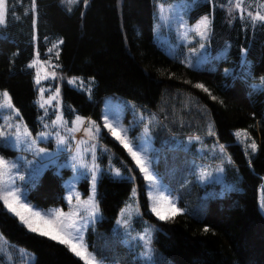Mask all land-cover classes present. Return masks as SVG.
<instances>
[{
    "label": "trees",
    "instance_id": "16d2710c",
    "mask_svg": "<svg viewBox=\"0 0 264 264\" xmlns=\"http://www.w3.org/2000/svg\"><path fill=\"white\" fill-rule=\"evenodd\" d=\"M7 0V24L0 30V90L9 93L25 123L37 128L39 110L33 71L32 20L36 19L38 47L60 38L57 62L64 76L93 78L91 98L63 83L62 99L82 116L100 123L101 107L109 95L121 96L146 108L151 119L154 148L150 152L156 171L185 210L168 222L157 220L148 209L142 179L138 176L141 207L145 216L158 223L151 264H264V24L243 27L229 23L221 8L209 1L197 2L191 19L212 15L211 52L225 43L227 57L213 55L191 67L169 56L154 41V0H80L71 11L60 0ZM241 48L249 51L242 55ZM246 61V63H242ZM229 69L225 73L224 69ZM250 70V71H249ZM203 83L209 92L196 88ZM215 96L216 99H212ZM154 117V119H152ZM224 143L241 180V190L220 197L205 196L197 182L200 157L168 145L170 133H209ZM245 130L258 144L249 158L236 142L234 130ZM105 141L132 164L127 152L103 128ZM162 149V151H161ZM3 155H12L6 148ZM118 160V159H117ZM119 163V160L118 162ZM62 175L47 168L27 192V200L40 207L61 205ZM187 181V183H185ZM87 190V181L82 183ZM132 182L101 175L97 194L101 218L88 230L90 250L118 264H149L134 257L114 232L118 212L128 198ZM208 227L209 231L203 229ZM0 233L13 245L31 252V264H84L66 246L32 233L0 202Z\"/></svg>",
    "mask_w": 264,
    "mask_h": 264
},
{
    "label": "rangeland",
    "instance_id": "374dc122",
    "mask_svg": "<svg viewBox=\"0 0 264 264\" xmlns=\"http://www.w3.org/2000/svg\"><path fill=\"white\" fill-rule=\"evenodd\" d=\"M80 0H77V3ZM201 1H209L212 4L213 8H221L224 10L225 16L228 20H238L243 27H250L253 29L254 27H259L263 25L262 22H257L254 26L251 20L247 17L248 11H252L253 13L257 11V5L259 3L264 2V0H245V11L243 13L244 18H240L238 12H233L232 15H229L227 7L222 8L221 5H227L228 0H154L155 5V16L152 24V31L154 34V41L158 46L163 48L165 52L171 56L176 57L181 62L185 63L191 67L200 66L202 63L210 60L213 55L216 56H225V52L227 50V44L223 45L220 49L217 50L214 54L211 52L210 47V38L207 41V58L205 59L201 56V53L205 52L204 49H201L199 53H191L189 51L190 48H199L200 38L195 35L194 32H191V26L194 25L200 17L204 15H208L209 19L212 20V15L204 13L198 16L195 19H191V10L195 6L197 2ZM6 2V13H5V23L0 25V30L7 24V0ZM60 2L69 8V5L63 3L62 0ZM233 4L235 0H232ZM77 3L71 5L73 8ZM163 3L165 6V10L162 13L159 4ZM172 5L173 10L169 11L168 6ZM183 18V22L185 24L184 29L179 28L178 21ZM183 33H190L189 38H185ZM35 35L36 39H33ZM60 38L58 39H50L45 41V49L41 51L38 47L37 36L35 28L33 29L32 34V42L34 44V56L28 65L32 62L34 58L37 57L38 54V63L34 67H29L33 71V81L34 86L37 91L35 104L39 110L38 118H37V128H30L24 121L19 109L12 103L14 108L16 109L13 112L11 109L5 107H0V126L4 128L6 131L14 132L15 128L8 129L7 124L11 123L13 125L19 124L21 127L27 126L28 130L32 133L33 137L37 139V145L40 148H45L48 150V153L55 159L54 164H50L48 168H53L54 171L62 175L65 170H68L69 173L62 178V184L64 187L63 200L65 202L66 207L61 205L49 206V207H40L33 203H30L27 200V192L31 186L35 183L30 182L28 178V171L30 169V165H28V161L34 159V155L32 151H27L19 147H15L13 143L6 142L3 138H0V150L1 148L10 149L13 151L12 155H3L0 151V156H3L6 160L13 162L17 165V169H14L15 173L18 170L20 173L25 175V180L21 181L13 175V182L15 187L19 188L21 199L28 203L33 207L34 210L39 211L43 214H52L55 209L59 208L64 212H68L70 210L68 201L66 199L68 195V190L70 185L75 184V192L80 193L82 199H87L91 194L92 185H91V177L88 175L86 170L77 168L76 172H73L70 163H71V153L70 149H75L76 145L80 141H84L85 143L81 145L82 148L88 149L92 145L96 147V163L100 167V171L97 175V184L98 180L103 174H107L112 178H126L132 182V187L128 198L125 200L120 210L125 207L126 204H134L139 205L141 215L136 218L133 225V235L137 232H142L146 227L152 226V239L154 241L155 233L158 228V223L150 220L147 216L144 215L141 207V198H140V187L136 178V174L134 172V168L140 179H142V183L144 186V193L148 203V209L150 210L151 201L148 198L149 186L148 183L143 179V174L139 172V169L135 166L132 161L133 166L127 163L124 159H122L118 153L105 141L103 136V117L108 116L117 127H122L127 129L129 138L133 141V143L137 146L138 150L140 147H144L147 149L146 154L150 157V152L154 148V141L152 134L150 138L145 137V133L143 131L144 123H146V118L149 114L146 111V108L140 106L133 101L115 95H109L104 98L102 107H101V117L100 123L97 120L92 119L90 116H82L76 112V110L67 104L61 95V86L63 83H67L68 85L74 87L75 89L85 92L89 98H91V92L93 88L94 80L93 78H84L81 76H64L59 68L60 65L57 62V54L59 52V46L61 43ZM55 73V75H52ZM39 74L40 83H36V76ZM75 80L74 83H69V80ZM261 85V81L257 86ZM57 88H59V94L57 95ZM43 89V92H41ZM5 90H0V105H6L7 101L3 97L2 93ZM50 97H55L51 100L50 103L47 101ZM45 106L42 108L41 104ZM62 117V121L57 118ZM77 116L83 117V123H77L75 126L73 125V121ZM56 120L57 123L53 124L52 121ZM95 121L98 125H100V133L96 135V138L89 141V134L85 132L88 125V121ZM143 121V122H142ZM47 125L48 127H45ZM75 127V132H68L67 129H72ZM55 129L61 135L66 137L74 136L75 139H69V144L67 146L58 145L56 132L53 131ZM106 132L112 137V135L108 132L106 128H104ZM240 132L239 137H237L236 133ZM40 132H49L51 133L48 137H38L36 134ZM235 136V140L239 143L246 155V157H250L252 154L256 153L258 150L257 142L243 129H237L233 131ZM190 136H199L201 141H191L189 142L188 138ZM114 138V137H112ZM14 141V137H12ZM115 139V138H114ZM168 145L171 148L182 149L186 151H190L194 153L196 156L200 157L202 160L201 166H207L209 171L213 172L212 177L206 178L204 181H200L197 177V182L202 186L203 193L205 196L210 197H220L223 196L226 192L231 190H241V180L237 167L232 161L230 153L226 148V155L221 156L219 153L218 145H225L220 142L217 137L214 135H209L205 133H170L168 137ZM118 142V141H117ZM255 142L256 150L253 151L250 145ZM119 143V142H118ZM122 146V145H121ZM215 148V151L212 149ZM85 158L88 162H91L92 156L91 152L85 151ZM128 154V153H127ZM130 157V156H129ZM227 157L231 158V163L228 162ZM151 158V157H150ZM35 159H39L36 157ZM119 160V163L118 160ZM131 159V157H130ZM224 161L225 171L223 173H216L213 171L215 167L220 164V161ZM112 168H120L122 175L116 176L110 169ZM47 169V168H46ZM128 169H132L131 172ZM131 176H135V179H130ZM162 180V179H161ZM87 181V190H84V186L82 183ZM167 185L162 180V186ZM136 189L135 193H133V189ZM168 190L171 195L176 198V196L172 193L170 187L167 185ZM261 188L264 189V179L262 180ZM96 193H97V185H96ZM97 202L98 194L96 196ZM177 201V199H176ZM3 208L8 211L3 202L0 201ZM75 204V200L73 201ZM100 207V204H99ZM120 210L118 212L117 217L120 214ZM9 212V211H8ZM10 213V212H9ZM12 214V213H10ZM152 214V213H151ZM13 215V214H12ZM157 220H159L154 214H152ZM116 217V220H117ZM101 218V210L97 215L96 221L94 224L90 225L84 231L85 243H87L86 237L88 230L93 228L97 221ZM19 220V219H18ZM116 220L114 223V232L121 238L124 245H126L133 253L134 257L142 260L143 262L151 264L153 262V251L151 260L146 259L141 255L143 251L142 242L139 241H129L128 236L124 232V230L116 224ZM169 221V220H168ZM165 221V222H168ZM153 248V245H152ZM90 250V249H89ZM91 251V250H90ZM35 259V256L27 251L26 249L10 244L0 233V264H31ZM83 262V261H82ZM108 264H118L115 261H108Z\"/></svg>",
    "mask_w": 264,
    "mask_h": 264
},
{
    "label": "snow or ice",
    "instance_id": "6c2138e0",
    "mask_svg": "<svg viewBox=\"0 0 264 264\" xmlns=\"http://www.w3.org/2000/svg\"><path fill=\"white\" fill-rule=\"evenodd\" d=\"M63 3L69 5L68 10L71 11V5L77 3V0H62ZM89 0H83L85 6L88 5ZM158 7L163 13L165 6L163 3L159 4ZM222 8L227 7L229 15H232L233 12H238L240 18H244L243 13L245 11V0H235L233 4L232 0H228L227 5H221ZM257 11L254 13L248 11L247 17L251 20L253 26L257 22L264 23V2L257 5ZM168 10L172 11L173 6L169 5ZM38 11V6L36 0H32L31 3V12L35 14ZM5 13H6V2L5 0H0V25L5 23ZM179 28L184 29L185 24L183 18L178 21ZM231 23V20H229ZM33 28L36 27L35 16L32 20ZM191 32H194L196 36L200 38L199 48H190L189 51L193 54L199 53L201 49H204L205 52L201 53L205 59L207 58V41L212 33V20L209 19L208 15H204L197 20V22L191 26ZM182 35L185 38L190 37V33H183ZM35 40V35L33 36ZM63 43V41H59ZM249 49L241 48L240 52L242 55H246ZM227 57V52H225V58ZM38 63V54L37 57L32 60L28 65L29 67H34ZM246 63V61H242ZM225 73H229V69H224ZM250 71V70H249ZM55 75V73H52ZM40 76L37 74L36 83H40ZM261 84L264 85V76L260 78ZM75 80H69V83H74ZM196 88L203 89L205 92H209V89L205 87L203 83H196L194 85ZM43 92V89H41ZM59 94V88H57V95ZM3 97L7 101L6 105H0V107H7L13 112L16 111L14 106L11 103V98L9 93L5 90L2 93ZM55 97H50L47 101L51 102ZM212 99H216L215 96ZM45 105L42 103L41 107ZM62 121V117L57 118ZM154 119V117L152 118ZM84 118L77 116L76 119L72 122L75 126L77 123H83ZM143 122V121H142ZM53 124H56L57 121H52ZM150 124L151 119L144 123L143 131L146 138H150ZM88 127L85 130L89 134V141L96 138V135L100 133V125L95 121L89 120ZM45 127H48L45 125ZM103 127L108 130V132L115 138L116 141L122 145L123 149L131 157V160L134 162L135 166L139 169V172L143 174V179L148 183L149 192L148 198L151 201L150 210L160 221L173 220L177 215L184 214L185 210L178 207L176 198L171 195L170 191L167 188V185L162 186L161 174L156 171L153 160L146 154L147 149L140 147L139 150L133 141L129 138L127 129L122 127H117V125L109 119L106 115L103 117ZM8 129L15 128L14 132L6 131L2 126H0V138H3L6 142L13 143L15 147L22 148L27 151H32L34 159L28 161L30 169L28 171V178L30 182L35 183L39 176L42 175L43 171L48 168L50 164L55 163V159L48 153V150L45 148H40L37 145V139L33 137L32 133L28 130L27 126L21 127V125H13L11 123L7 124ZM56 132L57 144L67 146L69 144V139H75L74 136L66 137L61 135L55 129ZM68 132H75L76 129H67ZM209 135H214L211 131V125H209ZM38 137H48L51 135L49 132H40L36 134ZM239 137L240 132L236 133ZM14 137V141L12 139ZM189 142L195 140L200 142L201 138L199 136H190L188 138ZM84 141L78 142L75 149H70L71 153V163L70 166L73 172L77 171V168L86 170L88 175L91 177L92 191L87 199H82L80 193L75 192V184L70 185L68 190V195L66 197L70 210L64 212L61 209H55L52 214H43L39 211L33 209L31 205L25 203L20 196L19 188L15 187L13 182V175L15 178L23 181L25 180V175L20 173L18 170L13 172L14 169H17V165L13 162L6 160L3 156H0V201L3 202L4 207L17 217L20 223L27 228L28 231L38 234L41 237H46L52 241L58 242L60 245H64L67 249L73 253L76 257L80 258L84 264H108L107 258L102 254L94 250L90 251V246L85 243L84 231L92 224L95 223L97 215L100 213V207L97 202L96 196V185H97V175L100 171L99 165L96 163V147L92 145L88 149L81 147L84 144ZM219 153L221 156L226 155V146L218 145ZM253 151L256 150V144L253 142L250 145ZM216 149L213 148L212 151ZM85 151L91 152L92 160L88 162L85 158ZM162 151V149H161ZM38 157L39 159H35ZM228 162L231 163V158L227 157ZM198 169L196 177L200 181H204L206 178L212 177L213 172L208 170L207 166L193 165ZM116 176H121L122 172L120 168L110 169ZM129 172L132 169H128ZM216 173H223L225 171L224 161L221 160L213 170ZM130 179H135V176H131ZM187 183V181H185ZM136 189H133L135 193ZM75 200V204L73 201ZM264 207V204H262ZM141 215L139 205L126 204L124 208L120 210V214L117 217L116 224L119 225L126 235L129 238V241H139L142 242L143 251L141 255L148 260H151L152 257V226L146 227L142 232H137L133 235V225L137 217ZM204 232H208L209 229L206 226L203 229Z\"/></svg>",
    "mask_w": 264,
    "mask_h": 264
}]
</instances>
